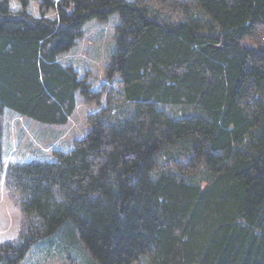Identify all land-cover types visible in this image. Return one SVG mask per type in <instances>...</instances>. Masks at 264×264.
<instances>
[{"label":"trees","instance_id":"obj_1","mask_svg":"<svg viewBox=\"0 0 264 264\" xmlns=\"http://www.w3.org/2000/svg\"><path fill=\"white\" fill-rule=\"evenodd\" d=\"M29 1L0 0V114L105 104L71 149L8 165L23 219L0 264L69 221L93 264H264V0ZM113 12L119 86L92 89L57 55Z\"/></svg>","mask_w":264,"mask_h":264},{"label":"rangeland","instance_id":"obj_2","mask_svg":"<svg viewBox=\"0 0 264 264\" xmlns=\"http://www.w3.org/2000/svg\"><path fill=\"white\" fill-rule=\"evenodd\" d=\"M38 1H29L27 10L32 15L40 13ZM9 6L12 10L20 9L21 2L9 0ZM46 14L49 17L55 16L54 10ZM118 20L117 12L105 19L86 20L75 44L57 55L58 62L72 67L78 72L79 78L86 75L92 89H99L105 84L113 89L119 86L117 77L108 81L105 73L115 50L114 27ZM74 100V109L64 123L44 122L13 109L3 108L0 114L3 161L0 173V243L18 238L23 219L19 193L6 184L8 165L13 162L48 160L54 151L71 149L74 141L86 133L88 115L105 104V95L100 103L86 100L78 88L74 91ZM175 110L177 113L181 111L180 107ZM93 263V258L79 238L76 226L69 221L50 236L34 243L19 264Z\"/></svg>","mask_w":264,"mask_h":264}]
</instances>
